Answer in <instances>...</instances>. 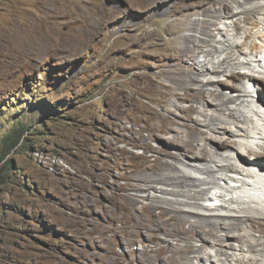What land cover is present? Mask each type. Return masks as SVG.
Masks as SVG:
<instances>
[{"label":"rangeland","instance_id":"rangeland-1","mask_svg":"<svg viewBox=\"0 0 264 264\" xmlns=\"http://www.w3.org/2000/svg\"><path fill=\"white\" fill-rule=\"evenodd\" d=\"M221 1L203 7L202 0H0V32L12 38L35 24L40 32L55 29L68 42L66 49L55 48L42 57L36 53L15 57L7 47L0 49V264H142L146 245L155 244L147 235L131 242L126 211L149 203L141 196L175 200L176 207L194 218H242L231 211L237 205L226 202L231 196H217L222 187L262 179L252 170L248 171L253 177L225 172L237 179L232 181L176 161L180 175L214 182L209 188L202 186L199 192L204 196L194 200L133 188L145 175L138 172L142 157L151 162L155 158L146 144L165 146L151 137L147 127L156 122V113L163 114L168 124L175 121V131L193 124L181 111L191 102H175L172 96L184 93L173 78L175 71L200 75L203 82L197 85L223 80L222 88L209 89L236 95L239 90L228 77L233 72L247 79L245 87L262 92L246 75L257 68L251 57H246L250 68L234 62L223 74L211 73V68L230 61L231 53L247 48L250 34L264 31V15L254 12L260 27L253 30L252 21L247 23L240 14L247 9L242 6L245 1L249 7L258 0H238L241 5L231 3L234 15L222 12L213 37L209 36L202 22L214 21L212 14ZM107 17L105 26L97 25L99 31L90 43L77 49L86 24ZM186 37H191L188 47L193 52L201 48L196 60L178 49L185 47ZM207 112L216 114L210 107ZM227 116L228 112L223 118ZM200 127L210 132L203 123ZM219 130L216 135L224 140H253ZM10 135L14 137L8 141ZM230 149L225 154L233 159L225 157L220 166L239 162L237 149ZM159 187L169 192L180 189ZM134 213L147 218L140 211ZM234 243L230 259L215 264H236L242 251L240 243ZM206 252L214 254L211 248ZM204 254L205 250L194 264H210Z\"/></svg>","mask_w":264,"mask_h":264},{"label":"bare ground","instance_id":"bare-ground-1","mask_svg":"<svg viewBox=\"0 0 264 264\" xmlns=\"http://www.w3.org/2000/svg\"><path fill=\"white\" fill-rule=\"evenodd\" d=\"M211 2L212 0H202L200 4L205 7ZM232 2L241 5L238 0L217 2L218 9L212 14L214 21L202 22L209 36L213 37L214 28L219 24L222 12L229 16L234 15ZM250 4L248 7L249 4L245 1L242 6L247 9L242 10L240 14L244 15L247 23L252 21L251 23L255 25L253 30H256L260 24L254 21V12L264 15V0L254 1L253 4ZM108 19L107 17L97 23H87L85 31L83 30L82 33L83 37L80 41L78 40L76 48L86 47L99 31L97 25L100 26L99 28L105 26ZM197 25L200 23L197 22ZM190 40L191 37H186L184 40L185 47L178 49L183 51L186 57L196 60L200 55L201 48H197L193 52L190 46L188 47ZM253 41L258 44H254ZM67 43L55 29L50 28L48 32H40L35 24L31 30L29 28L23 29L21 34L12 38L0 32V49L7 47L15 57H28L34 53L42 57L52 49H66ZM245 46L247 48L231 53L230 61L211 68V73L223 74L224 71L232 67L234 62L242 69L250 68V62L246 60V57H251L257 68H251V73L246 75L251 82H256L260 86L258 88L262 92H255L250 87H245L244 85L248 83L247 79L233 72L228 77L231 79L232 85L239 90L236 95H228L209 89L208 86L210 85L222 88L223 80H219L216 85L208 84L214 82L197 85L198 82H203L199 78L200 75H195L193 72L186 74L181 68L175 71L173 78L178 84V90H183L184 93L181 95L179 92H175L172 96L175 98V102L180 101V99L191 102L188 109H181V111L189 117L193 124L187 126L188 129L185 131H175L173 128L176 125L175 121L168 124L163 114L156 113L154 116L156 122L149 123L150 125L147 127L151 137L165 146L155 148L151 144H146V148L154 152L155 158L151 162L148 156L142 157V165L138 172L145 173V175L139 182L137 180L134 183L133 188L141 192L153 189L163 194L177 195L192 200L196 199L197 196H204L203 193L199 192V189L202 186L214 184V182L209 181L208 178H193L185 173L180 175V171L177 173L179 168L177 169L175 163L180 160L186 161L189 165L196 167L197 170L206 175H213V177L215 174L229 177L225 174L227 171L253 177L251 175L254 172L262 179L255 181L256 183L243 181L242 185L236 184L232 188L224 189L222 187L225 193L222 191L217 199L231 196L226 202L230 205H237V208L233 207L231 211L242 215V218L239 219L238 217L225 219L194 218L191 214H187L184 210L176 207L175 203L179 204V202L175 200L159 195L141 196L140 198L149 200V203L142 202L140 207L133 206V210L146 214L147 218L138 216L130 207L126 211L131 242H136L138 238H144V235H147L150 241L155 244L154 247H151L150 244L146 245L142 264H194L195 259L200 261V256L204 250V257L207 256L210 264L224 263L223 261H228L233 254L229 250L235 248L234 242L240 243V250L242 251V257L237 258L236 264H264V31L258 29L250 34L245 41ZM243 55L245 59L242 58ZM194 85L197 86L194 87ZM197 104L205 107V109L199 110ZM229 104H235V107H230ZM174 107L180 110L178 105ZM208 107L216 114L209 115ZM227 112L229 119H224L223 116ZM199 116L204 117V119L200 120ZM234 119L241 124L236 123ZM202 123L210 132L200 127ZM228 124L234 125L238 129L237 132H232L233 130L227 126ZM220 128L224 130L223 134L231 130L233 135L240 133L241 136L253 140L245 143L221 139L216 135V133H221L219 132ZM174 131L176 132L175 136L169 137ZM164 139H169L171 143L164 141ZM177 142H179L178 146L172 144ZM230 147L237 149V152H234L237 154L239 162L235 159L234 162L232 160L228 164L220 166L219 164L225 161V157L231 160V155L226 156L225 154L231 152ZM248 170H252V172ZM229 180L237 181L234 177H229ZM160 185L180 189L169 192L160 188ZM211 200L208 199V201ZM220 207L224 206L220 205ZM207 209L212 210L214 208L209 207ZM191 218L195 220L192 221ZM193 241H198L201 245L197 246ZM208 248L214 250V254L207 253ZM224 248L228 249L225 250ZM247 253L253 254V256H248Z\"/></svg>","mask_w":264,"mask_h":264},{"label":"trees","instance_id":"trees-1","mask_svg":"<svg viewBox=\"0 0 264 264\" xmlns=\"http://www.w3.org/2000/svg\"><path fill=\"white\" fill-rule=\"evenodd\" d=\"M13 137H14L13 135H10V136L8 137V141H10L11 138H13Z\"/></svg>","mask_w":264,"mask_h":264}]
</instances>
